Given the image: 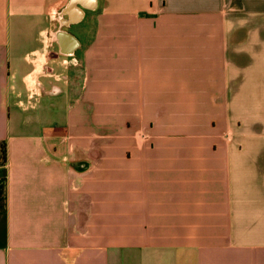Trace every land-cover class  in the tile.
<instances>
[{
  "label": "crops",
  "instance_id": "0c3cea01",
  "mask_svg": "<svg viewBox=\"0 0 264 264\" xmlns=\"http://www.w3.org/2000/svg\"><path fill=\"white\" fill-rule=\"evenodd\" d=\"M0 264H264V0H0Z\"/></svg>",
  "mask_w": 264,
  "mask_h": 264
},
{
  "label": "trees",
  "instance_id": "16d2710c",
  "mask_svg": "<svg viewBox=\"0 0 264 264\" xmlns=\"http://www.w3.org/2000/svg\"><path fill=\"white\" fill-rule=\"evenodd\" d=\"M8 160L7 144L0 142V167L5 166ZM6 206V192L4 182H0V211H4Z\"/></svg>",
  "mask_w": 264,
  "mask_h": 264
}]
</instances>
